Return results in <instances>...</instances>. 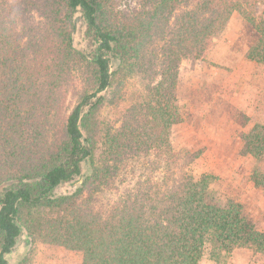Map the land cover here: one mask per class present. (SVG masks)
Returning <instances> with one entry per match:
<instances>
[{
    "label": "trees",
    "instance_id": "16d2710c",
    "mask_svg": "<svg viewBox=\"0 0 264 264\" xmlns=\"http://www.w3.org/2000/svg\"><path fill=\"white\" fill-rule=\"evenodd\" d=\"M110 1L9 0L0 6V264H11L7 255L22 224L34 240L83 251V264H199L206 250L221 259L238 247L264 254V232L241 203L219 201L210 174L195 176L181 168L163 181L149 177L104 214L78 203L84 185L106 182L125 154L156 152L171 160L170 130L181 119L178 64L186 56H203L234 11L259 33L248 58L264 63V16L246 9V1L154 0L136 18L118 20L108 14ZM77 9L87 37L96 42L89 55L74 46ZM157 38L163 41L161 78L147 85L142 110H131L115 130L100 120L101 93L116 74L126 75L122 66L132 56L139 72L155 74L158 63L140 57ZM113 60L120 65L115 71ZM76 68L91 87L54 134L53 117ZM243 139L245 154L264 158V123ZM88 160L84 183L72 193L56 194L60 184L83 174ZM252 178L264 191V172L255 171ZM30 256L19 264H34Z\"/></svg>",
    "mask_w": 264,
    "mask_h": 264
},
{
    "label": "rangeland",
    "instance_id": "374dc122",
    "mask_svg": "<svg viewBox=\"0 0 264 264\" xmlns=\"http://www.w3.org/2000/svg\"><path fill=\"white\" fill-rule=\"evenodd\" d=\"M9 0H0V6ZM154 0H112L107 11L118 19L136 18L149 9ZM246 9L264 16V0H242ZM74 46L89 55L96 42L86 35V22L80 9L74 13ZM259 38V33L244 16L234 11L224 30L210 40L204 55L183 57L177 68L176 103L181 119L170 130L174 156L156 152H130L116 163L106 182L94 181L84 185L85 191L78 203L107 213L126 191H134L149 177L163 181L185 169L195 176L211 175L210 187L222 204L233 200L241 203L256 227L264 232V191L255 185V171L264 172V158L258 159L243 152L245 133L256 123H264V63L247 56L248 49ZM163 41L154 39L141 61L147 58L159 67L147 75L138 71L139 60L132 56L126 61V75L114 76L113 85L101 94L105 104L100 120L119 129L132 110L137 113L146 99V87L158 82L162 70L158 61V48ZM120 65L112 61V70ZM133 70V71H131ZM91 83L83 70L76 68L73 79L65 89L60 111L53 117L56 134L72 109ZM87 107L84 114L87 113ZM85 143L88 132L83 131ZM103 150L95 153V162ZM169 158V159H168ZM90 160L83 163V174L56 189V194H68L80 187L90 169ZM19 221V220H18ZM21 223V221H19ZM22 224V223H21ZM23 225V224H22ZM15 249L7 255L11 264H19L31 254L34 264H83V251L65 245L34 240L23 225ZM199 264H264V254L250 247H238L221 259L210 256L206 250Z\"/></svg>",
    "mask_w": 264,
    "mask_h": 264
},
{
    "label": "water",
    "instance_id": "95a60500",
    "mask_svg": "<svg viewBox=\"0 0 264 264\" xmlns=\"http://www.w3.org/2000/svg\"><path fill=\"white\" fill-rule=\"evenodd\" d=\"M21 227H22V232H21V235H22V233L24 232V228H23V226L21 225ZM21 235H20V237H21ZM19 237V238H20ZM19 238H18V241H19ZM18 241H17V243H18ZM17 245V244H16Z\"/></svg>",
    "mask_w": 264,
    "mask_h": 264
}]
</instances>
